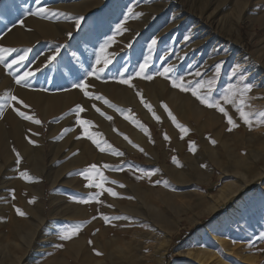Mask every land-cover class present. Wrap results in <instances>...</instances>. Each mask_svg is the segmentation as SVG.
Listing matches in <instances>:
<instances>
[{"label":"rangeland","instance_id":"obj_1","mask_svg":"<svg viewBox=\"0 0 264 264\" xmlns=\"http://www.w3.org/2000/svg\"><path fill=\"white\" fill-rule=\"evenodd\" d=\"M81 1L84 0H46V2L40 0V3L37 4L36 0H0V20H3V24L0 26V34L7 32L9 27L21 20L22 17L17 21H12L9 15H12L13 12L19 11L26 16L36 17L30 13L41 7L51 11V16L56 20V23L59 24L60 21L58 22V20L62 19L61 22L64 25L67 23L66 26L70 28L68 34H61L62 36L58 35L53 39H42L37 43L38 46H42V51H39L38 56L45 51L46 53L54 51L55 55L53 57L55 58L46 62L41 68L42 76L40 75L39 78L43 77L45 84L39 85L35 82L33 83L34 88L47 89L59 94L69 91L70 88L81 81L87 82V85H89L87 91L90 87L94 86L95 88V83L101 85L104 82V84L109 82L113 84L115 90L123 87L132 92H129L131 94L126 99L129 102L127 103L123 102V98L109 99L98 89L91 91V93L88 91L92 95L86 97L84 92L82 91V93L78 88L76 100H73L74 102L69 101L71 104L68 103L58 114L48 116L45 121L40 120L37 114L26 112L27 115H34L36 119L41 121L40 124H35L30 120H26L32 138L34 140L36 137L40 138L37 139L42 146V168H49V151H52V144L58 139H65L67 145L72 146L64 159H56L57 161H55L57 166L63 163L70 165L62 178L61 185L57 187L55 196H60V198L62 197L63 200L67 201L71 206H69L71 211L75 207L74 205L79 204V200H86L90 195H95L97 192L101 193L98 200H102V197L107 196L106 204L96 205L99 211V213H96V217L102 218L107 215L106 213L110 214L107 216L109 222L105 223L104 226L107 230L124 235L114 240L108 247L107 254L113 255L114 253L115 259L121 260L122 257L127 258L133 254L140 255V253H144L147 256L143 264H170L172 261L196 264L193 258L186 253L185 242L213 219H222L223 214L229 210L228 208L236 206L238 210L231 221L222 220L215 226L219 240H211L209 235L204 233V244L213 253L211 260L218 255V257L222 256L223 259L232 264H264V124L257 123L259 113L264 112V81L257 83L256 86L260 90L256 94L247 97L248 102H246L247 107L245 110L253 114L251 127L244 124L235 108L231 107L229 111H234V114L230 116L238 127L228 131L229 125L225 116L220 121L209 119L206 122H201V126L198 125L196 129L198 130L196 131L197 139H189L188 142L185 139H188L187 135L192 132L191 127L189 123H183L177 115L185 114L184 104L181 105L180 101H177V103L170 101L171 90L170 92L166 90L167 87L171 89L169 83L163 87V91L151 87L154 79H167L171 83L173 80L180 82V77H184L186 73L190 72L200 73L199 76L195 77L199 82L202 76L213 66H215L213 77H218V79L223 77L225 79L217 85L221 91H225L227 86L233 85L232 88H234L237 82L242 85L244 83L254 85L252 78L255 79L258 76H255V74L264 73V24L259 21L264 17V8L252 9L248 17L239 21L237 32L235 27L227 29L226 24L234 19L233 16L236 12L240 15L248 13L247 6H243L242 9L239 8L237 11L228 8L221 12V10L214 9V4L211 5L205 14L211 13L212 17L210 15L208 19L203 17V30L198 37V39H202L201 44L192 46L193 48L190 47L192 50L189 48V52L192 55L181 59L180 54L182 53L179 54V52L181 50L186 51L185 47L190 45L194 39L192 35L188 34V31L199 19L197 16H199L201 6L198 0H89L90 8L85 12L81 11V6L76 5L75 8L72 6L74 3ZM67 3L71 5L66 6ZM65 6L67 8L71 6L72 8L67 9ZM129 9H131V13ZM66 15L68 17L65 18ZM144 15L149 16V19L142 28L137 30V27H135L136 29L133 28V31L129 30L130 35H128V31L117 32L118 25L126 21H134ZM77 18H82L79 26H76ZM123 28L126 29L124 24ZM168 28L169 30H167ZM124 32L127 33L124 34ZM184 36L185 38H183ZM109 37H114V43L120 44V46L123 43V46L122 48L118 46L119 48L113 50L110 54L107 53V50L104 51V55L111 60V63L105 67L102 62L97 64L96 58L101 45ZM173 37H175V40H172ZM153 40L156 41L154 45L152 44ZM56 49H59V51L57 52ZM24 52L25 50H20V53L14 56L13 51L11 53L12 60L16 59L19 54L23 55ZM225 56L228 57L225 58ZM211 58H216L213 60V64L209 62ZM77 62H80L78 63L80 65L77 66L79 68H76L75 64ZM145 62L148 67L145 69L144 75L151 76L152 79H145L143 76L136 75L140 65ZM201 66L203 67L201 68ZM99 68H103V71L96 73L95 70ZM164 68L172 69L168 74V78L158 75ZM247 72L251 75L248 80H244ZM89 73L95 74L89 75ZM89 76H92V82L88 80ZM129 77L132 79L130 81L132 87L120 82L121 80H128ZM226 80H228L227 86ZM223 82L224 84H222ZM184 84L186 85L185 81ZM138 91L142 94L144 101L151 105V112L141 103V98L137 96ZM95 96L103 97L115 108L109 107L103 100H96ZM77 105L85 109L79 113L80 119L92 123L88 131L93 134L100 133L101 137H97V139L102 138V141L107 142V144L101 143V147L105 149L104 151L97 148L84 135V128L77 124L75 112ZM162 105H166L178 123L188 129V132L183 134V138L180 129L173 124ZM175 106L177 107V113L173 109ZM96 108H99L100 112H97ZM117 109L124 111H118ZM101 112L104 115H101ZM153 113L159 117V120L153 117ZM106 116L111 117V119H107ZM212 121L216 124H213ZM158 123L172 128L174 135L170 137V134L162 132V128ZM140 125L147 129V134ZM60 129H71V131L61 133L62 130L60 131ZM212 129L218 132V137L211 138L209 136ZM165 134L169 139H165ZM68 135L69 137L66 138ZM125 137L128 139H125ZM211 141H215V143ZM175 143L182 144V151L174 146ZM0 144H2L1 149H3L4 144V151H13L15 147L7 139V136L3 140L0 139ZM134 144L138 147H133ZM190 144L193 145L194 151L189 149ZM203 144L211 147L214 154L217 155L218 153L217 156L224 161L218 165L214 164L212 171L206 164V172L204 171L201 177H192L189 168L186 166L202 157ZM107 145H111V148L109 149ZM221 145H225L226 150H223ZM140 149H143V151ZM116 151L123 153V155H114L113 152ZM184 155H188L186 162H183ZM173 157H175V163ZM227 157L231 159L230 165L227 164ZM177 163L180 167L175 166V168L181 169V175L172 174V170L169 172V168L173 169ZM91 165H96L97 170L107 178V182L103 185L104 188H111L118 193L117 196L114 197L108 192L95 187H86L89 181L79 175V172ZM145 173L150 175H145ZM241 176L245 179L243 180L244 186L239 180ZM93 178L99 182L95 172ZM112 181L116 183H111ZM41 184L42 192L40 194L30 193L26 198L29 206L38 201L42 216H46L45 223L49 222L51 224L47 237L49 240L51 238L53 240L46 243V246H48L46 251L43 253L37 251L33 259L34 263H29L22 257L25 248L34 243L32 233H29L26 238H14V236L7 233L5 227H2V230L0 229V264H87L84 260L74 261L71 255H67V240H62L61 235L65 229L74 228L77 224L73 218L59 219L56 217L57 214H51L52 209H55L59 204L58 200L60 201L62 198L52 201L49 197L51 191L44 177L41 178ZM120 185L124 186L120 187ZM221 191L228 196H231L233 192L235 194L232 198H229L230 201L221 202L219 208L211 210L209 207L210 198L217 197ZM8 194V197H11V190ZM29 201L34 202L30 203ZM89 203L83 204L87 206ZM115 203H118L120 207L129 209L139 206L138 212L147 216V219L137 221L135 218H130V216L124 215L125 209L121 208L120 212L116 210ZM105 207L108 208L105 209ZM87 210L90 211L89 206H87ZM115 217H121L122 222L117 224L115 220L118 219H115ZM22 218L21 216L16 218V225L19 224L18 222ZM153 229L157 231L156 238H158L156 240L158 241L155 239L150 240L148 246L140 247L136 237L131 236L134 232L143 235ZM94 233H96V228H94ZM167 235H170L169 243L162 256V261L159 262L156 259V245L160 239H164ZM73 239L74 237L69 239L68 242ZM117 240L118 242H116ZM59 242L60 248L57 250L56 258L54 252L49 248L53 244H59ZM132 244L134 245L132 246ZM136 245L138 247H134ZM103 255L105 254L103 253ZM244 257L249 260H244ZM123 263L121 260L117 264Z\"/></svg>","mask_w":264,"mask_h":264},{"label":"bare ground","instance_id":"obj_2","mask_svg":"<svg viewBox=\"0 0 264 264\" xmlns=\"http://www.w3.org/2000/svg\"><path fill=\"white\" fill-rule=\"evenodd\" d=\"M42 1L46 2V0H42ZM125 1H129V0H125ZM198 3L201 6V11L199 13V16H197L199 19L197 22H195V24L192 27H190V29L188 31V34L192 35L195 40L193 39L192 43L185 47L186 51L181 50L179 52V54L182 53V54H180L181 59L183 57L186 58V57H189L192 55V53L189 52L190 47L195 46V45L198 46L197 44H199V43L201 44L202 39H198V37L202 33V30H203V28H202L203 17L207 18V19L210 18L211 13L205 14V12L209 9V7H211V5L214 4L215 5L214 9L221 10V12H224L228 8H232L235 11H237L239 8L242 9L243 6H247L248 13H246L244 15L241 13L242 15H240V14H238V12H236L233 16L234 19L229 21L226 24L227 29L235 27L237 32H238V26L237 25H238L239 21L245 17H248L249 16L248 14L250 13V11H252V9L264 8V0H198ZM68 4H70V3H67L66 6H68ZM89 4H90L89 0H87V1L84 0V1H81L79 3H74L72 6H73V8H75L76 5L81 6L80 7V8H82L81 11L85 12L87 9L89 10V8H90ZM58 5H61V4H58ZM58 5H57V7H59ZM64 5H65V3H64ZM62 7H63V5H62ZM69 8L71 9L72 7L70 6ZM69 8H67V9H69ZM148 9H149V7H148ZM50 12L51 11H48L45 13V15L38 16V17L37 16L36 17H31V16L29 17V16H26L23 12H19V11L13 12L12 15H9L10 19H12V21H17L19 18L22 17L21 20L16 22L17 24H15L13 26L10 25L11 27H9V30L7 32H3L2 34H0V47L8 48V49H15L14 56H16L18 53H20V50L27 51V58L20 65L15 64L12 66V68L6 67V63H10L12 58H13L11 55L6 58L5 62L0 63V139L3 140L5 138V136H7V139L12 143V145L15 146L13 148V151L12 150L11 151H4L5 150L4 144L2 146L4 150L1 149L2 144H0V218H2L0 221V229L2 227H5L7 229V233H9L11 236H14V238L15 237L16 238L17 237L26 238L29 233H32L33 238H34V243L25 248L24 253H23V257H22V259H26L29 263H34L33 259L35 257V254L37 253V251L43 253L44 251H46V249H48V246H46L47 245L46 243L48 241H52L53 238H51V236H50L51 239L49 240V238L47 237L48 233H49L48 230L50 229L51 224L49 222L45 223L46 216H42L41 208L37 203L38 201L34 205L29 206V203H28V200L26 197H28V194H30V193H37L36 195H38V193L40 194L42 192L41 178L44 177L48 182V186H49V189L51 191L49 197L52 199V201L56 200L58 198L59 199L62 198V197L60 198V196L56 197L55 192L57 191V187L59 185H61L62 178L64 177L65 172H67V169L70 167V165H68L67 163H63L60 166H57V163H55V161H57L56 159H64L67 156V154L69 153V151L72 149V146H68L67 141H64L65 139L64 140L61 138H60L61 140L58 139L55 143L52 144V151H49V165H50L49 168L48 167H47L48 169L42 168V166H41L42 154H43L42 153V146L38 142V139H40V138L36 137L35 140L32 138L31 131L29 130L30 133L28 131L27 121L25 119H23L22 117H20L19 115H17V112L14 111L13 109L18 108L21 111H24L25 113L27 112V113L37 114L39 116L40 120L45 121L48 116L58 114L63 107L68 105L69 101L71 102L73 100H76L75 97L78 95V90H77L78 88H74V87L70 88V90L65 92V93H59V94L57 92H55V93L51 92L47 89H45V90L41 89L40 90V89L33 87V83H35V82L39 83V85L45 84V81H43V77L39 78L40 75L42 76V72H41L42 69L41 68L44 66V64L46 62L50 61L48 59L49 57H53L55 55L54 51L49 52V53H46V51H45L38 56L39 51H42V46L41 45L38 46L37 43L42 39H53L54 37H58V35L68 34L69 29H70L66 26L67 23H66V25H64V23L61 22L62 19L58 20V22L60 21L61 23L60 22H59V24L56 23L55 22L56 20L54 18H52V16H51L52 13H50ZM149 12H147V13H149ZM59 16H61V15H59ZM66 17H68V15H66L65 18ZM148 19H149V16L144 15L141 18L136 19L134 21L130 20V21L124 22L123 24L126 27L125 31H128V35H130L131 32L129 30H132L135 27H137V30H138V28H142L146 24ZM150 19H152V18H150ZM2 21L3 20H0V26H2V24H3ZM21 21H23V24H21ZM259 21L262 24H264V17L262 19H260ZM167 30H169V28ZM167 30H166V32H167ZM203 32H205V31H203ZM126 33L127 32H124V34H126ZM65 37H66V35H65ZM92 38H94V37H92ZM115 38H116V36H115ZM120 38H122V37H120ZM183 38H185V36ZM172 40H175V37H173ZM186 41L188 42V40H186ZM88 46H89V44H88ZM118 46H120V44L117 45V43L112 42L109 45V47H107L105 50H107V53L110 54L113 52V50L118 49L119 48ZM122 46H123V43H122ZM122 46H120V47L122 48ZM178 48H180V47H178ZM192 48H190V49L192 50ZM217 48H219V47H217ZM92 49H94V48H92ZM114 54H115V52H114ZM19 56H20V54H19ZM36 56H38V58L35 61H33ZM176 56H178V55H176ZM226 57H228V56H225V58ZM176 58H178V57H176ZM216 58L218 59V57H216ZM216 58H211L209 60V62H211V64H213V60ZM78 63H80V62H77L75 64L76 68H79V67H77L80 65ZM91 64H93V63H91ZM243 65H245V64H243ZM202 67L203 66H201V68ZM92 68H93V66H92ZM214 69H215V66H213L212 68H209V70L202 76V78L199 80V82L202 81L205 85V88L201 90L202 94H203V93H206L209 81H211V87H212V97L211 98L213 100H218L222 95H224L226 93V90L230 86H227L228 80H226V86H227L226 90L221 91L218 89V87H217L218 83L219 82L221 83L225 79H223V77L220 79H218V77L214 78L213 77V75L215 73V72H213ZM28 72H30V73L33 72L32 73L33 77L29 76L27 80L22 82V84H17L15 82L17 76H23L25 73H28ZM39 72H40V74H39ZM196 73H198V72H190V73H186L184 75L183 80L186 82V85H185L186 87L191 88V87H194L198 83V81L195 79V77L199 76V75H196ZM248 73L249 72H247L245 74L244 80L249 79L248 77L251 74H248ZM256 75H258L257 78L256 77H255V79L252 78L254 85H253L252 90L245 97L246 102H248L247 97H249L252 94H256L257 91L260 90L257 88L258 86H256L257 83H261L262 81H264V73L263 72L262 73H260V72L256 73L255 76ZM153 78H157V77H153ZM88 80L90 82H92V80H93L92 76H89ZM100 80H101V78H100ZM49 83H50V81H49ZM104 83L101 85H100V83L99 84L95 83V88H94V86L90 87L88 91L91 93V91L98 89L109 99L114 100L116 97L120 98V99L123 98V102L125 101V102L129 103L126 99L130 97V94L132 93L131 91H129L128 89H124L123 87H121L118 90L117 89L115 90L112 83H109V82L106 84H104ZM168 83H169V86L171 87V89H168V87H167V89L166 88H164V89H166L169 92L171 90L170 101H173L175 103H177V101L178 102L180 101L181 105L184 104V106H185V110H186L185 114L184 115L177 114L179 116L180 120L182 119L183 123L184 122L187 124L189 123L191 130H192V132L187 135L188 139H185V141L188 142L189 139L190 140L197 139L196 138V136H197L196 131H198V130H196V129H197L198 125L201 126V122H203V121L206 122L209 119L214 120V121L215 120L220 121L223 119V116H224L223 113L217 111L214 108H209V107L205 106L204 104H201L200 101L191 94V91H182L180 88L174 89V87H172V85H170L172 83L167 79H158V80L154 79L153 82L151 83V87H154L155 89L163 91V87ZM86 84H87V82H86ZM222 84H224V82ZM241 87H242V84L237 82L235 84L233 90H236V89L239 90ZM176 90H178V91H176ZM217 91H219V93H217ZM129 92H131V93H129ZM172 94H173V96H172ZM13 96L16 97L17 100L22 101L23 104L28 105L29 107L24 108L22 104H19L16 101L12 100L11 97H13ZM82 96H83V94H82ZM250 100H252V99H250ZM155 101H157V100H155ZM86 102H88V101H86ZM221 103H223V102H221ZM69 104H71V103H69ZM155 104H157V103H155ZM223 106L226 107L225 109L229 113V115L234 114V111L233 112L229 111L231 109V107H233L231 104H227V105H223ZM175 107L173 109L177 113V107L176 108ZM157 122H159V121H157ZM158 124L162 128V132L170 134L169 135L170 137H172L174 135V130L172 128H170L166 125H163L161 123H158ZM213 124H216V123L213 122ZM61 130L62 129H60V131ZM63 130L61 131V133H64ZM180 133H181V131H180ZM209 133H210L209 136L211 138H214L216 136L218 137V132L213 131V129ZM260 135H258V136H260ZM261 136H263V135H261ZM68 137H69V135L66 138H68ZM135 138H137V137H135ZM29 140L34 141V143H30ZM1 143H2V141H1ZM181 145L182 144H180V143H175L174 146L178 150L182 151L183 148L181 147ZM206 145L207 144L202 145L203 146L202 147V150H203L202 157L199 158L197 161H195L191 164H188V166H186L187 168H189L190 175L192 177H196V178L201 177L202 174L204 173L205 169H206V167H205L206 164L210 167V170L212 171L214 164L218 165L224 161V160H222V158H219L217 156L218 153H217V155H215L213 152L214 150L212 151L211 147L206 146ZM221 147L223 150H226V148H227L225 145L224 146L221 145ZM17 153H19V156H20L19 163L17 162V155H16ZM187 156L186 155L183 156L184 157L183 162H186L185 160H186ZM230 161H231V159L229 157H227V164L228 165H230ZM175 166L178 168L180 167L179 163H177L176 165H174L173 169L169 168V172L172 170L171 171L172 174L181 175L182 174L181 169H177V168H175ZM183 167H185V166H183ZM21 172H26L30 177H32V179L31 180H25V179L19 178ZM237 178H239V177H237ZM239 180L242 182V184L244 186V183H243V180H245L244 177L241 176V178ZM251 181H253V180H251ZM9 190H11V192H12L11 197H8ZM224 193L225 192L221 191L220 194L217 195V197L210 198L209 207L211 210H215V209L219 208L221 202L230 201L229 198H232L233 194H235L233 192L231 196H228L227 194H224ZM13 196L15 197L14 199H13ZM106 199H107V196L102 197V200H98V201L95 200L96 202L89 203L87 205L90 207L89 212L87 210V206L85 205L87 203L76 204L77 206L74 205L75 207H73L72 211H71V210H69L70 205L67 203V201L63 200V198H62L63 201L58 200L59 204L56 203L58 205L55 207V209H52L51 214H55V215L57 214L56 217L59 219L73 218L75 223L77 224V226L82 225L79 233L76 236H74V239L72 241H69V242L67 240V246L65 245L67 255H71V257L73 258L74 261L79 262L80 260H84L85 263H87V264H117L118 261H121V260H122V263H123V261H125V263H123V264H143L144 260H146V256H147L144 253H140V255H134L133 254V255H130V257L128 256L127 258L122 257L121 260L115 259V257L113 256L114 253H113V255L107 254V249L114 242V240L119 239L120 236H124V235H122V234L120 235L119 233L112 231V230H109V229L107 230L106 226H104L105 222L103 221V218L96 217V213H99V211L96 208V205L101 204V203L106 204L107 203ZM108 200H109V198H108ZM110 200H112V199H110ZM61 203H62V205H61ZM115 205H116V210H118L120 212L122 210L121 208H123V207H120V205H118V203H115ZM16 208L21 209L25 213V215H23V216L18 215L16 212ZM106 208H108V207H105V209ZM123 209H125L124 215L130 216V218H135V219H137V221L141 220V219H147V216L142 215L140 212H138L139 206H137L135 208L133 207L131 209H129L127 207L123 208ZM228 209L229 210L223 214L222 219H218V218L213 219L208 225H205L203 228H201L200 230L195 232L193 234L192 238L188 239L185 242L186 247H187L186 253L188 255H190V257L193 258V260L196 264H232L231 262H228L227 260L223 259L222 256L218 257V255L215 258H213V260H211V258L213 257L212 250L207 249V245L204 244L205 240L203 238L204 233H205V234L209 235L211 240H219V237H218L219 235H217L218 233L215 231V226L218 225L220 223V221H222V220L231 221L235 217L236 211L238 210L236 206H234L232 208H228ZM106 214H107L106 216L110 215L108 213H106ZM20 216L23 218L20 219V222H18L19 224L16 225V223H15L16 218L17 217L19 218ZM93 217H95V219H93ZM122 220L123 219H118L115 221L118 224V223H121ZM94 228H96V233H94ZM132 235H133V237H136V241L139 243L140 247L148 246L150 240H154V239L156 240L158 238V237L156 238L157 231H155L154 229L151 232L149 231V233H146L143 235L137 234L136 232L131 234V236ZM169 236L170 235H167L164 237V239H162V240L160 239V241L156 245V247H157L156 248L157 249L156 259L159 262L162 261V256L164 255L166 247L169 243ZM128 237H130V236L128 235ZM133 237H131V238L133 239ZM90 241H91V243H89ZM156 241H158V240H156ZM116 242H118V240ZM53 243H55V242H53ZM138 243H136V244H138ZM133 245L134 244H132V246ZM134 247H138V246L136 245ZM58 248H60V242H59V244L56 243V245L53 244L52 247L49 248V250L54 252V257H56L58 254V252H57ZM97 252H99L100 254L97 255L96 254ZM103 253L105 255H103ZM117 256H118V254H117ZM244 260H249V259L244 257ZM184 263L185 262H181V261H172L170 264H184Z\"/></svg>","mask_w":264,"mask_h":264},{"label":"snow or ice","instance_id":"obj_3","mask_svg":"<svg viewBox=\"0 0 264 264\" xmlns=\"http://www.w3.org/2000/svg\"><path fill=\"white\" fill-rule=\"evenodd\" d=\"M37 4L40 3V0H36ZM48 9H45L43 7L38 8L35 12L30 13L31 15H35V16H43L45 15L46 12H48ZM129 12L131 13V9H129ZM82 18H77L76 19V24L77 26H79L80 24V20ZM21 24H23V21H21ZM126 29L123 28V23L121 25L117 26V32H122L125 31ZM69 35H71V33H69ZM114 37H109L108 40L101 45L100 47V51L99 54L97 55L96 58V63L97 64H101V62L103 63V65L106 67L109 63H111V60L104 55V51L105 49L112 43L114 42ZM156 43L155 40L152 41V44L154 45ZM15 51V49H8V48H2L0 47V63H3L6 61V58L8 56L11 55V53ZM59 51V49H57V52ZM27 58V51L24 52L23 55L18 56L16 59L11 60L10 63H6V67L7 68H12L13 65L18 64V63H22L25 59ZM55 57H49L48 59L51 61L52 59H54ZM148 67L147 63L145 62L144 64L140 65L139 71L136 73L137 76H143V78L145 79H152L151 76H146L144 75L145 73V69ZM96 73H98L99 71H103V68H99L95 70ZM172 71L171 68H164V70L162 72H159L158 75L163 76L165 78H168V74ZM95 73H89V75H93ZM32 73L28 72L25 73L23 76H17L16 77V83L17 84H22L23 81L27 80L29 76H31ZM196 75H200V73H196ZM131 81V77H129L128 80H121V83L124 84H128L130 87H132L133 85L130 83ZM172 85L173 87H178L180 88L182 91H191V94L196 97L201 104H204L205 106L209 107V108H214L217 111L223 113V115L226 117L227 123L229 125V128L227 129L228 131H232L233 128L238 127V125L234 122L233 118L229 115V113L226 111L225 107L223 105H227V104H231L236 112L239 114V118L243 121L244 124L248 125L249 127H251L252 123H253V114L246 111V100L245 97L247 95V93H249L252 90L253 85L249 84V83H244L242 85V87L239 90H233V88L230 86L227 90L226 93L224 95H222L218 100H213L212 97V87H211V81H209L206 93L202 94V89L205 88L204 83L198 82L194 87H185L184 84V80L183 77H180V82L178 83L176 80L172 81ZM74 87L79 88L81 91L84 92V95L86 97H91L92 94H90L86 89L89 87V85H87L85 82L81 81L78 84H75ZM137 96H139L141 98V103L144 104V106L151 112L152 108L151 105H149L146 101H144L142 94L138 91L137 92ZM12 100L16 101L19 104H22L24 108H28L29 106L26 104H23L22 101L17 100L16 97H11ZM96 100H103V102L105 104H107L109 107H113L115 108L114 105H111L109 101H107L106 99H104L101 96H95ZM223 102V103H221ZM165 109V111L168 113L169 118L172 120L173 124L176 125L177 128L180 129L181 133H182V138H183V134H186L188 132V129L179 124L175 118V116H173V114L171 113L170 110H168L166 105H162ZM93 107H95V105H93ZM14 111L17 112V115H19L20 117H22L25 120H30L35 124H40L41 121L36 119L34 115H27L24 111H21L18 108H14ZM85 109L80 106L77 105L75 108V112L77 115V124L80 125L81 127L84 128V135L87 136L88 139H90L92 141L93 144L96 145L97 148H99L101 151H104L105 149L103 147H101V143L103 142L104 144H107L106 141H102L101 139H97V137H101L100 133H91L88 131L89 127L92 126L91 121H86V120H82L79 117V113L84 111ZM118 111H124L122 109H117ZM97 112H100L99 108H96ZM101 115H104L103 112L100 113ZM153 117L157 120H159V117L155 115V113H153ZM107 119H111V117H107ZM127 118V117H126ZM257 123H262L264 124V112L259 113L258 117H257ZM141 128L145 131V133L147 134V129L143 128L142 125H140ZM64 133H67L68 131H71V129H64L63 130ZM125 139H128L127 137H125ZM165 139H169V137L165 134ZM30 143H34V141L29 140ZM212 143H215V141H211ZM129 143H131V141H129ZM107 147L110 149L111 145H107ZM133 147H138V145H133ZM189 149L194 151V147L192 144L189 145ZM141 151H143V149H140ZM114 155H123V153H120L118 151L113 152ZM17 155V162L19 163L20 161V156L19 153L16 154ZM173 162L175 163V157H173ZM107 167V166H105ZM95 172L96 176H98L99 178V182H97V180H95L93 178V173ZM79 175H81L82 177H84L86 180L89 181V183L86 185V187H95L97 189H101L102 191H106L108 192L110 195L112 196H117L118 193H116L115 191H113L111 188H104V183L107 182V178L103 176L102 173H100L97 170L96 165H91L89 166V168L84 169L83 171L79 172ZM145 175H150L149 173H145ZM20 177L22 179L25 180H31L32 177H30L26 172H21L20 173ZM138 179L140 177H137ZM111 183H116L115 181H112ZM124 185H120V187H123ZM100 192H97L95 195H90L88 197V199H81L78 202L79 203H89L93 200H98V196L100 195ZM15 197L13 196V199ZM75 199V198H74ZM30 203L34 202V201H29ZM16 212L18 215H25V213L19 209L16 208ZM105 221V223L109 222V217L107 216H103L102 217ZM93 219H95V217H93ZM115 219H121V217H115ZM82 227V225H78L74 228H68L65 229L63 234L61 235V239L64 240H69L72 239L74 236H76L79 231L80 228ZM91 243V241L89 242ZM97 255H99L100 253L97 252Z\"/></svg>","mask_w":264,"mask_h":264},{"label":"trees","instance_id":"obj_4","mask_svg":"<svg viewBox=\"0 0 264 264\" xmlns=\"http://www.w3.org/2000/svg\"><path fill=\"white\" fill-rule=\"evenodd\" d=\"M192 229H194V228H192Z\"/></svg>","mask_w":264,"mask_h":264}]
</instances>
